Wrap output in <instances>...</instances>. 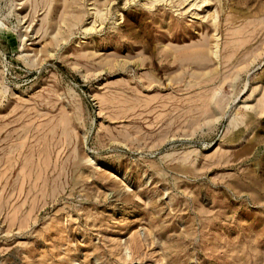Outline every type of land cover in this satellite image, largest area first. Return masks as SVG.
<instances>
[{
	"label": "rangeland",
	"instance_id": "374dc122",
	"mask_svg": "<svg viewBox=\"0 0 264 264\" xmlns=\"http://www.w3.org/2000/svg\"><path fill=\"white\" fill-rule=\"evenodd\" d=\"M150 1L0 0V264H264V0Z\"/></svg>",
	"mask_w": 264,
	"mask_h": 264
},
{
	"label": "bare ground",
	"instance_id": "6f19581e",
	"mask_svg": "<svg viewBox=\"0 0 264 264\" xmlns=\"http://www.w3.org/2000/svg\"><path fill=\"white\" fill-rule=\"evenodd\" d=\"M158 1H166L167 4L169 3V4H172L173 6H175V3H176V5L178 7H182V9L184 10V12H186V14H187V12L188 13L189 12H192V18L197 19V20H201L199 17H201L200 16L201 15V11L204 9V7H210L211 8V0H176V1H173V0H151L150 1V7H152L153 5H155V3L158 2ZM210 8L206 11V12H208L207 18H210V21L212 20L213 26H214V31L216 32V31H218V12L217 13H213L214 14L213 15V14H211L212 12L211 13L209 12L210 11ZM213 11H215V10H213ZM99 14H100V12H99V10H97L96 16L99 15ZM215 14H216V17L213 18V16H215ZM184 15H185V13H184ZM100 16H101V14H100ZM211 16H212V18H211ZM78 18H79V14L77 13V16L75 15V19H78ZM196 25L200 26L201 24L199 25L198 22H197ZM206 30H209V27L208 26H206ZM184 32L186 34H189V30H185ZM208 42L209 41H207L205 44H202L203 45V48H201L199 51L196 52V53H198L197 54L198 57L204 56L205 55L204 53H207V51H209ZM219 44L220 43H219V39H218V36H217V37H215L213 47L210 50V54L212 53L215 57H218V52H219V47H220ZM186 59H187L186 57L182 58V60H181V62H182L181 64H183L182 66H185V65L190 66L192 64L191 62L188 63L189 60H186Z\"/></svg>",
	"mask_w": 264,
	"mask_h": 264
}]
</instances>
